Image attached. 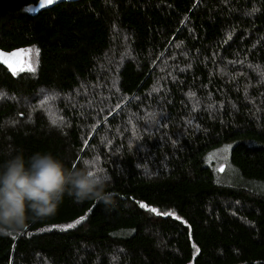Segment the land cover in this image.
<instances>
[{
    "label": "trees",
    "instance_id": "obj_1",
    "mask_svg": "<svg viewBox=\"0 0 264 264\" xmlns=\"http://www.w3.org/2000/svg\"><path fill=\"white\" fill-rule=\"evenodd\" d=\"M36 2L0 0V48L39 50L34 72L0 65V164L98 162L113 204L65 194L0 234V264H264V194L206 161L230 145L241 179L264 182V0Z\"/></svg>",
    "mask_w": 264,
    "mask_h": 264
},
{
    "label": "clouds",
    "instance_id": "obj_2",
    "mask_svg": "<svg viewBox=\"0 0 264 264\" xmlns=\"http://www.w3.org/2000/svg\"><path fill=\"white\" fill-rule=\"evenodd\" d=\"M13 151L0 164V234H19L29 219L54 216L65 194L113 204L110 174L90 161L70 169L51 153H34L26 162L22 152Z\"/></svg>",
    "mask_w": 264,
    "mask_h": 264
},
{
    "label": "rangeland",
    "instance_id": "obj_3",
    "mask_svg": "<svg viewBox=\"0 0 264 264\" xmlns=\"http://www.w3.org/2000/svg\"><path fill=\"white\" fill-rule=\"evenodd\" d=\"M126 53H127V45L125 43H118L117 48L113 54V59L110 60V63L114 65L116 63H119V61L122 58L123 59L126 58ZM160 91L161 90L156 91L157 94H155V97L161 96L158 93ZM65 99L68 100L69 98L66 97ZM103 99L106 100L107 98L105 97ZM104 110H106V108L102 110L103 113H104ZM142 111L144 114H147L149 116L148 120L152 121L153 123L157 120H162L163 118V113H161V111L159 110V107H157L156 105L145 106L144 108H142ZM104 118L102 119L101 122L105 120ZM134 118L135 119L139 118L140 120H142L139 114L135 115ZM133 133L136 134L134 129H133ZM229 149H230V145H223L221 147H218L210 151L206 155L207 164H209L210 167L212 168L215 174V178L224 184H236V183L244 184V186H247V187L249 186L251 188L261 190L260 193L264 194V182L263 183H257V182L249 183L241 179L235 167L231 165L229 162ZM92 164L93 166H98V162L97 163L92 162ZM221 165H223V171H219V168Z\"/></svg>",
    "mask_w": 264,
    "mask_h": 264
},
{
    "label": "snow or ice",
    "instance_id": "obj_4",
    "mask_svg": "<svg viewBox=\"0 0 264 264\" xmlns=\"http://www.w3.org/2000/svg\"><path fill=\"white\" fill-rule=\"evenodd\" d=\"M47 4L53 3V0H45ZM39 50L38 49H22L19 52H13L11 54H6L0 52V59H3L5 63L9 65L13 69L14 72L16 71H23L27 69L30 72L35 71L34 64L38 63ZM223 171V169H221ZM142 207H146L145 205H141ZM151 211L155 212L156 209H151ZM85 217H81L79 220L75 221L74 223H69L65 227L66 228H73L76 224H79Z\"/></svg>",
    "mask_w": 264,
    "mask_h": 264
},
{
    "label": "water",
    "instance_id": "obj_5",
    "mask_svg": "<svg viewBox=\"0 0 264 264\" xmlns=\"http://www.w3.org/2000/svg\"><path fill=\"white\" fill-rule=\"evenodd\" d=\"M69 1H77V0H53V3H51V4H47L45 2V0H37V2L35 4H33L29 7V10L33 13H36V12H39L41 10L51 8L52 6H54L57 3L69 2ZM19 51H20L19 49H13V50L5 51V50L0 48V52L6 53V54H11L13 52H19ZM0 65L4 66L8 71L14 72L13 69L11 67H9V65L3 61V59H0ZM221 169H223V165L220 166L219 171H221Z\"/></svg>",
    "mask_w": 264,
    "mask_h": 264
}]
</instances>
